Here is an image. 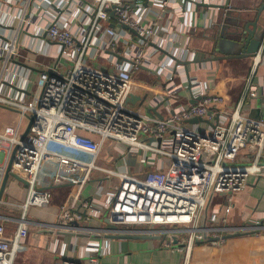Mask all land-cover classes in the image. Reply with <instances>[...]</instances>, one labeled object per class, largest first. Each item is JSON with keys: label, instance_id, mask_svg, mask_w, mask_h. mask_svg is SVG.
Masks as SVG:
<instances>
[{"label": "built area", "instance_id": "obj_1", "mask_svg": "<svg viewBox=\"0 0 264 264\" xmlns=\"http://www.w3.org/2000/svg\"><path fill=\"white\" fill-rule=\"evenodd\" d=\"M77 1L86 16L85 23L71 26L69 20L60 16L59 6H55L52 20L38 30L47 44L58 46L57 62L40 70L29 93L25 87L19 96L5 97L0 93V104L19 114L15 124L0 129V185L11 156L10 172L28 184L11 242L5 238V225L0 220V264H13L17 245L29 225L25 217L29 207L42 213L50 207L52 193L38 182L43 160L48 156L81 165L83 174L77 185L69 189L68 200L50 210L46 225L72 227L105 217L112 232L117 233L116 225H129L130 229L118 231L165 233L169 236L164 241L166 246L178 238L181 245L177 248L185 252L194 242L215 235L210 225L215 216L211 210L215 197L225 195L230 201L234 192L247 186L251 175L264 173V119L250 117L249 106L243 100L248 91H256L254 86L247 85L231 106L222 94L210 93L189 78L191 99H200L186 105L173 102L176 91L186 82V78L182 80L185 65L181 61L192 58L188 50L183 51L185 58L177 57L173 51L162 49L156 39H168L171 27L165 19L172 20L171 25L175 19L185 18L189 14L187 3L193 4L192 1L132 0L133 7H129L128 0ZM112 7L113 20L109 14ZM26 14L23 10L18 33H28ZM119 23L135 32L124 28L115 31L113 28ZM183 25L190 30L194 23L189 20ZM3 39L6 43L0 49V75L11 61H18L16 36L5 34ZM263 49L264 37L253 56L255 60ZM100 57H105V62H98ZM140 68L163 77L169 75L162 92H146L133 77ZM129 94L139 95L140 100L127 103ZM152 108L155 112L148 111ZM208 110L216 111L215 125L202 128L188 122L190 118H203ZM31 116L32 124L21 140V123L24 119L28 123ZM104 151L109 163L125 161L128 152L132 157L137 155L140 161L136 172L140 174L112 163L99 164L97 160ZM71 180L65 177L62 181ZM89 181L96 182L97 196L84 194ZM145 224L151 227L143 230L140 226ZM153 225L171 228L156 230ZM89 227L77 230L104 231ZM95 262L96 258L89 255L86 262L62 259L54 264Z\"/></svg>", "mask_w": 264, "mask_h": 264}, {"label": "crops", "instance_id": "obj_2", "mask_svg": "<svg viewBox=\"0 0 264 264\" xmlns=\"http://www.w3.org/2000/svg\"><path fill=\"white\" fill-rule=\"evenodd\" d=\"M131 2L132 0H128L129 5H132ZM209 2L220 4L222 7L196 8L192 3H187L189 14L186 15L188 16L175 19L171 25L172 20L165 19L168 28L171 27L170 33L173 32L171 38L169 33L167 40L156 39L160 42L162 49L173 51L177 57L185 58L186 54L183 51L188 50L190 58L198 60L187 64V71L184 70L182 73L183 78L181 76L182 80L186 78V82L183 83L181 90L176 91V101L174 99L173 102L178 105L191 103L188 79L194 78L206 91L222 94L231 106L240 99L247 85L254 86L256 91H248L243 99L244 104L250 109L256 104V100L252 98L253 95L258 90L264 94V49L257 60L253 56L213 61H207L205 58L212 55L210 37L216 33L218 25L222 23L225 16L235 18L236 14H241L244 10L256 9L264 0H208ZM55 6H59L62 10L60 16L64 21L69 20L71 26H80L85 23L86 16L81 10V3L77 0L71 2L67 0H0V49L6 43L3 37L7 34L16 36L15 51L18 53L16 56L18 61H11L8 64L9 68L0 75L2 96H19L22 87H25L29 93L40 70L57 62L58 46L47 44L43 36L38 34V30L44 28L56 14ZM23 10L27 12L28 33L23 30L18 33ZM263 16L264 8L259 26L264 24L261 20ZM189 20L194 23V26L190 30H185L183 24ZM113 29L116 31L118 28L115 26ZM160 36L163 34L160 33ZM138 71H141L139 78V73L135 75ZM168 76H159L144 68L135 71L133 75L147 90L146 92L153 95L162 92L163 83ZM175 79V83L178 84V77ZM261 110L264 111V108L261 107ZM247 113L249 114V110ZM203 118H205L204 121L194 123L202 128L215 125L216 111L206 113ZM18 120L17 110L0 104V129L8 124H15ZM26 123V119L21 123L23 130ZM57 149L73 156L77 155L72 150ZM106 154L101 153L97 160L100 161L99 164L111 165L112 162L105 161ZM136 156L133 157V164H128L127 158L125 161L118 159L112 164L123 166L129 172L135 173L140 161ZM0 159L2 162V153H0ZM82 174L83 167L75 162L51 156L44 158L38 182L51 191L52 201L49 209L44 213L35 207H29L25 215L29 225L17 245L13 264H54L62 259L86 262L89 255L96 258L93 264H264V173L251 175L247 186L241 191L234 192L230 201L225 195L215 197L211 204V210L215 216L210 224L214 228L215 235H209L208 238L220 236V239L216 242L208 238L196 241L186 252L177 248V245L181 244L177 243L176 237L177 240L174 239L171 243L176 241L177 244L173 243L174 245L170 246L164 244L165 240L107 237L108 230L112 232L113 227L105 221V217L91 223L85 221L75 223L72 227L51 228L46 225L51 218L50 210L68 200L69 189L77 185ZM65 177L71 178V182H63ZM95 184V181L85 184L83 190L86 196L90 197V194L97 196ZM102 184L105 186L106 182ZM27 190V183L9 176L0 193V220L4 222L5 238L9 242L14 237L22 215L21 204L26 199ZM105 191L104 187L103 193ZM88 226L93 229L102 228L104 231L94 233L77 230L79 227L86 229ZM118 230L117 232H121ZM184 245L185 243L182 244Z\"/></svg>", "mask_w": 264, "mask_h": 264}, {"label": "water", "instance_id": "obj_3", "mask_svg": "<svg viewBox=\"0 0 264 264\" xmlns=\"http://www.w3.org/2000/svg\"><path fill=\"white\" fill-rule=\"evenodd\" d=\"M192 1L196 8L204 7V8H220L222 7L220 4H205L196 0H188ZM131 7L134 6L130 5ZM264 8V2L261 3L256 9L251 11L244 10L241 14H236L232 18L228 15L224 17L222 23L218 25V31L211 35V53L212 55L205 58L207 61L219 60V59H231V58H245L249 56H254L257 52V49L264 37V24L259 26V20L261 17L262 9ZM110 17H114V9L111 8ZM230 17V18H229ZM232 18V19H231ZM117 28L128 29L131 32H135L131 27L126 24H116ZM193 62H197V59L192 60ZM190 61H181L183 65H185V70L187 71V64ZM189 76V75H188ZM256 100L255 106H252L249 109V116L256 119H264V111L261 110V107L264 108V94H262L259 90L252 97ZM143 98H141L142 101ZM200 98L192 99L190 102L195 103ZM137 100H140L139 95L129 94L126 98V102L130 104H134ZM149 112H155V108L148 109ZM210 110H208V114H210ZM161 117V116H160ZM34 116L29 118V122L27 123L24 131L22 132L20 139H24L26 134L29 131V128L32 124ZM205 118L202 117H194L190 118L188 122L194 123L199 121H204ZM12 156L10 157L8 164L5 167V171L3 173L2 182L0 185V193L3 190L7 179L9 176L16 178L18 181L27 183L23 178L14 175L10 172V166L12 161ZM128 164H133L134 158L131 153L128 152L127 158ZM107 222V219H105ZM107 237H116L121 239H151V240H169V236L165 233L155 234L148 232H121V233H112L108 232L106 234ZM211 241H215L217 237L208 238Z\"/></svg>", "mask_w": 264, "mask_h": 264}, {"label": "rangeland", "instance_id": "obj_4", "mask_svg": "<svg viewBox=\"0 0 264 264\" xmlns=\"http://www.w3.org/2000/svg\"><path fill=\"white\" fill-rule=\"evenodd\" d=\"M261 20L264 21V16L261 18ZM104 58H105V57H103V58L100 57V58L98 59V62H102V63L105 62V59H104ZM138 73H139V75H138ZM135 75H136V76L138 75V78H139V76L141 77V71L136 72ZM109 143H110V142H109ZM109 143H108V144H109ZM104 153H106V151H104ZM97 162H100V161H97ZM116 162H117V161H116ZM135 173H137V172H135ZM137 174H140V173H137ZM113 180H114V179H113ZM116 226H118L119 229H123V230L126 229V228L130 229V227H132V226H129V225H125V226L116 225ZM140 227H141L143 230H148V229L151 227V225H146V224H145V225H141ZM152 228H154V229H156V230H158V229H160V228H162V229H164V230H165V229L167 230V229H169V228H171V227H170V226H165V225H163V226H160V225H153Z\"/></svg>", "mask_w": 264, "mask_h": 264}, {"label": "trees", "instance_id": "obj_5", "mask_svg": "<svg viewBox=\"0 0 264 264\" xmlns=\"http://www.w3.org/2000/svg\"><path fill=\"white\" fill-rule=\"evenodd\" d=\"M111 20H113V18H111Z\"/></svg>", "mask_w": 264, "mask_h": 264}]
</instances>
